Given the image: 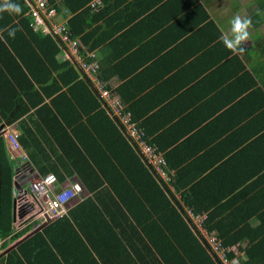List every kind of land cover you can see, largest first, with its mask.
<instances>
[{"label":"crops","instance_id":"1","mask_svg":"<svg viewBox=\"0 0 264 264\" xmlns=\"http://www.w3.org/2000/svg\"><path fill=\"white\" fill-rule=\"evenodd\" d=\"M81 1L73 0L72 6ZM247 1L87 0L76 9L78 14L89 8L86 21L76 25V30L85 48L91 49L90 61L98 64L99 78L120 98L133 122L148 135L147 141L165 159V178L158 177L173 195L169 200L172 206L180 205L194 228L204 229L196 235L199 241L204 240L206 229L202 222L208 218L207 213L194 216L197 214L189 204L194 198L205 197L209 186L230 191L222 194L224 199L217 205L225 201L230 205L237 201L243 204L254 196H263L256 182L264 181V139L256 144L241 143L246 136L251 140L258 131H264V106L256 109L264 101L257 90L240 79L242 68L264 89V27L257 28L247 10L243 13L251 4ZM237 15L252 20L241 54L226 49L217 36V30L229 31V21ZM58 58L67 60L64 53ZM244 93L248 95L240 101ZM101 103L104 109L102 100ZM18 124L13 125L20 133ZM5 125L0 123V127ZM94 125H98L97 121ZM40 140L51 163L37 167L30 162L27 167L33 171L31 180L44 177L42 174L49 171L48 175L57 179V190L78 182L83 194L69 205L66 216L19 246L25 244L20 260L14 264H159L151 247H146L149 243L143 240L142 228L133 224L125 210L130 209L143 229L156 227L143 223L148 211L139 206L140 201L134 196L137 192L128 183L127 178L135 176L133 169L127 168L133 161L117 154L116 160L130 174H113L108 166L106 178L96 170L97 173H90L89 188L76 174L69 176L68 164L59 159L44 136ZM177 175L186 190L176 191ZM99 183L103 185H96ZM94 184L97 188L92 187ZM187 185L194 188L185 200L190 189ZM141 186L142 183L138 189ZM150 193L149 199H154V194L160 198ZM165 223L168 227L175 225L173 220ZM28 225L31 231L27 230L24 237L38 227L32 220ZM18 232L17 228L14 235ZM153 238L161 244L157 236ZM249 245L250 240L245 242V248ZM244 249L233 248L234 261H247Z\"/></svg>","mask_w":264,"mask_h":264},{"label":"trees","instance_id":"2","mask_svg":"<svg viewBox=\"0 0 264 264\" xmlns=\"http://www.w3.org/2000/svg\"><path fill=\"white\" fill-rule=\"evenodd\" d=\"M2 2L3 0H0V4ZM10 2L18 4L22 11L20 14L0 12V123L11 126L19 122L20 143L32 165L39 167L43 164L44 167L51 163V158L40 140L41 135L44 136L49 147L58 152L59 159L68 164L66 170H71L69 176L76 174L80 182L88 187L90 173L95 174L98 170L107 178L108 166L113 171L111 173L128 176L130 173H126V166L116 160L117 154H123V159L126 157L133 161L127 165V168L131 167L135 176H129L128 183L132 191L137 192L134 196L140 201L139 206L144 211H148V217L143 219V223L156 227L143 229L141 222L134 217L130 209L126 207L125 210L133 224L142 228L143 240L149 243L146 247L149 249L151 247L150 251L158 259V263L222 264L220 261H214L206 247L199 241L196 236L197 229L194 228L189 216L184 213V209L180 205L177 208L172 206L169 200H172L173 195L162 178H159L155 171L144 166L123 137L119 126L107 116L105 108L102 107V99L93 83L82 76L81 71L71 60H59V55L63 53L61 41L34 30L25 0H10ZM86 2L87 0H82L76 7L72 6L73 0L51 3L57 8L56 22L68 21L71 38L81 42L80 52L83 57L91 54V49L87 50L82 44L76 25L86 21V15L90 11L87 8L76 14V9L79 6L83 7ZM246 10L254 18L257 28L264 27V0L251 2ZM73 13L75 16H72ZM16 28L19 30L15 37H9L8 31ZM217 36H221L219 30ZM261 45H264V42ZM240 70L241 81L257 90V94L262 97L259 96L260 99L264 101L263 86L261 87L249 72L243 71L242 68ZM247 93L241 94L240 101L243 95H248ZM262 106H264L263 102L256 109L259 111L263 109ZM251 115L246 113L248 117H252ZM96 121L98 125H94ZM140 128L143 130L142 127ZM147 137L148 135L146 139ZM249 139L250 137L246 136L241 143L256 144L257 140L264 139V131L261 133L258 131L253 139ZM160 150L162 151L161 148ZM0 155L2 165L0 240L3 241L2 250H5L21 240L27 230L29 232L31 229L14 235L15 231L12 228L15 223L11 217V209L15 172L6 151L4 138L0 139ZM166 159L169 162L168 157ZM168 165L172 168L170 163ZM31 169L27 167L28 172ZM48 174L49 171L42 175ZM140 183L142 186L138 189ZM96 185L102 186L103 183ZM96 185L92 187L97 188ZM256 185L261 188L263 196H254L243 204L237 201L230 205L229 201H225L217 205L224 199L222 194L230 191L219 190L215 186H209L205 197L194 198L192 204H189L197 214L194 216H205L203 213H207L208 218L202 222V226L209 233H216L221 248L228 251L226 256L229 262H233L236 258L233 248L243 250L245 242L250 240L252 245L244 249L247 261L240 263L264 264V181L256 182ZM174 186L178 192L186 190V186L179 181L178 175L175 176ZM188 188L190 189L184 195L185 200L186 196L193 193L194 186L190 185ZM150 192L158 194L160 198L154 194V199H149ZM221 205L223 207H219ZM168 220H173L175 225L168 227L165 223ZM133 229L135 230V227ZM156 236L161 244L153 240ZM23 246L0 262L14 264L20 260Z\"/></svg>","mask_w":264,"mask_h":264},{"label":"built area","instance_id":"3","mask_svg":"<svg viewBox=\"0 0 264 264\" xmlns=\"http://www.w3.org/2000/svg\"><path fill=\"white\" fill-rule=\"evenodd\" d=\"M28 4V13L32 17L33 27L36 32L44 36H52L59 40L63 47V53L67 60H73L84 78L93 83L108 117L115 122L126 141L134 149L141 162L157 173L158 176L165 178L166 161L159 153L157 147L150 145L146 139L144 130L132 121L130 113L125 111L120 98L112 92L108 84L99 78V66L96 62L90 61L93 57L89 54L83 57L80 52L79 40L71 38L68 32V21L56 22L57 8L51 5L52 1L60 0H25ZM93 6L96 7V1ZM19 132L14 127H7L4 131V138L10 148L13 159H19L24 163L29 159L24 152L20 141ZM33 176V175H32ZM57 179L54 175H47L36 180H32L29 186L15 195L16 216L17 207L21 210L29 207L30 210L37 209L40 216L49 217V219H60L67 215V209L70 204L77 200L83 194V187L78 182H72L70 185L57 190ZM30 217V214H27ZM33 221V220H32ZM16 224V221H15ZM35 226L33 229H36ZM200 234L204 229H198ZM204 240L211 255L222 264L228 261V251L221 248L216 233L205 231ZM3 245V242H0ZM2 245H0L2 247ZM217 250H215V248ZM219 250V251H218ZM220 253L219 259L216 257ZM229 262V261H228Z\"/></svg>","mask_w":264,"mask_h":264},{"label":"clouds","instance_id":"4","mask_svg":"<svg viewBox=\"0 0 264 264\" xmlns=\"http://www.w3.org/2000/svg\"><path fill=\"white\" fill-rule=\"evenodd\" d=\"M4 11H8L10 13H15V14H20L21 11H22V9H21V7L18 4L12 3V2H10V0H3L2 4H0V12H4ZM229 24H230L229 31L228 32H223V31L221 32V36H220L221 42L224 45V47L226 49L230 50L232 53H234V54H241V53L244 52V49L241 47V45H242L243 42L247 41L248 38H249V35H250L249 29L252 26V20H251L250 17H244V18H242L241 16L237 15V16H234L229 21ZM18 30H19L18 28H16V29H10L8 31L9 37H13L14 38L15 37V34H16V32ZM7 127H14L15 128L14 125H11V126L5 125V127L3 129V132H2L3 133V137H1V138H4V131H5V129ZM19 135H20V133H19ZM4 140H5V138H4ZM19 141H20V137H19ZM5 143H6V147H7L8 144H7L6 140H5ZM7 149H8V152H9V150H10L9 146L7 147ZM10 154H11V157L13 159V156H12L11 151H10ZM11 157H10V159H11ZM22 163L28 165V164H30V161L27 162V163H24V162H22ZM196 233H197V235L200 234V232L198 230H197ZM200 241L206 247V249L208 251V254L212 257V259L214 261H217L211 255V253H210L208 247L206 246V244L202 240H200Z\"/></svg>","mask_w":264,"mask_h":264},{"label":"water","instance_id":"5","mask_svg":"<svg viewBox=\"0 0 264 264\" xmlns=\"http://www.w3.org/2000/svg\"><path fill=\"white\" fill-rule=\"evenodd\" d=\"M5 126L0 127V139L3 137V129ZM12 161L15 162V178H14V193L17 195L21 191L25 190L29 184L31 183V177L33 175V171L27 172V165L20 162L18 159H12ZM2 165H1V155H0V218H1V194H2ZM14 211H15V220H16V199L14 201ZM47 221L44 225L36 229L34 232L30 233L29 235L23 237L21 240L17 241V243H14L12 246H10L8 249L1 250L0 246V261L4 258H6L11 252L16 250L20 245H22L24 242L29 240L31 237L36 235L38 232H40L44 227L47 225L53 223L56 219H49V217H46ZM1 241V240H0Z\"/></svg>","mask_w":264,"mask_h":264},{"label":"rangeland","instance_id":"6","mask_svg":"<svg viewBox=\"0 0 264 264\" xmlns=\"http://www.w3.org/2000/svg\"><path fill=\"white\" fill-rule=\"evenodd\" d=\"M226 1H228V0H226ZM250 1L251 2H253V1H258V0H248L247 1V3L249 4L250 3ZM221 8V5H219L218 4V9H220ZM254 10V8H252V11ZM219 12V11H218ZM243 13L244 14H246V9H244L243 10ZM29 14V13H28ZM264 29V28H263ZM73 63H75L73 60H71ZM76 64V63H75ZM77 69H78V67H77V64H76V66H75ZM79 70V69H78ZM12 161V160H11ZM21 162V161H20ZM14 163V161H12V164ZM13 168H14V172H15V167L13 166ZM15 178V177H14ZM12 209H11V217H12V219H13V221H14V223H15V221H16V224H17V227L14 225L13 226V228H12V230H17V228H18V230H19V232L18 233H21V231H23L22 230V228H23V226H26V229H29V225H28V223L30 222V220H33L34 222H36L37 223V225H38V227H37V229L39 228V227H41L42 225H44V223L47 221V219L45 218V217H43V216H40V214L38 213V211H37V209H34V210H30L29 209V207H24V208H22L21 210L17 207V216H16V220H15V211H14V201H15V193H14V179H13V192H12ZM8 209V208H7ZM30 214V217H28V215L27 214ZM59 220V219H58ZM57 221V220H56ZM40 223H43L42 225H40L39 226V224ZM25 229V230H26ZM142 230V229H141ZM0 242H3L2 240L0 241ZM17 243V242H16ZM0 245H2V243H0ZM10 247V246H9ZM8 247V248H9ZM7 248V249H8ZM217 248L218 247H216L215 248V250H217ZM2 250V249H1ZM5 251V250H4ZM219 251V250H218ZM220 253L221 252H217V255H216V257L219 259V257H220ZM0 264H2L1 262H0ZM224 264H241V263H238L237 261H233V262H228V261H226V262H224Z\"/></svg>","mask_w":264,"mask_h":264}]
</instances>
